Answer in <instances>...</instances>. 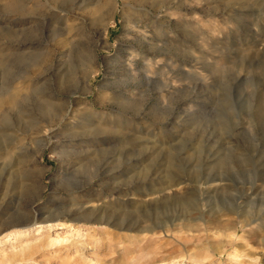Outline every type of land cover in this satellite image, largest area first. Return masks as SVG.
Masks as SVG:
<instances>
[{
	"label": "rangeland",
	"instance_id": "rangeland-1",
	"mask_svg": "<svg viewBox=\"0 0 264 264\" xmlns=\"http://www.w3.org/2000/svg\"><path fill=\"white\" fill-rule=\"evenodd\" d=\"M104 1L0 0V264H264V0Z\"/></svg>",
	"mask_w": 264,
	"mask_h": 264
},
{
	"label": "bare ground",
	"instance_id": "bare-ground-1",
	"mask_svg": "<svg viewBox=\"0 0 264 264\" xmlns=\"http://www.w3.org/2000/svg\"><path fill=\"white\" fill-rule=\"evenodd\" d=\"M117 4H118L117 0H105L104 2H99L90 11L86 12L84 16L80 17V16L76 15L75 19H77V22H78V20H81L80 22L84 26L85 25H89V26L98 25L100 33H101V37L104 38L107 34V29H108L109 25H111L113 23V17H111L113 10L110 9L111 11H110L109 15H106L104 17L101 16V13L106 6L110 5V7L114 8L115 5H117ZM68 15H69V13L66 12L65 14H62L60 16H62V19L64 21H66V19L68 18ZM89 41H92V40L89 39ZM18 97H19L18 94H11L10 95L9 93L0 95V108L4 107L6 105L14 104L16 102V99L18 100ZM34 218L36 219L37 216L34 215ZM30 225H31V222L29 220H27V221H24V222L19 223V224L9 225L8 228H14V227L15 228H21V229H17V231L15 230L16 232L11 234L13 236V238H16L17 236H19L21 234L23 235L24 233H26L28 231L31 232L32 230L41 232L45 228V226H41L39 228L34 229L33 227H29ZM55 226H58V225H55ZM21 262H23V261H21Z\"/></svg>",
	"mask_w": 264,
	"mask_h": 264
}]
</instances>
